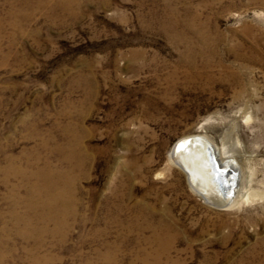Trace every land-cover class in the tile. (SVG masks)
<instances>
[{
  "label": "rangeland",
  "instance_id": "rangeland-1",
  "mask_svg": "<svg viewBox=\"0 0 264 264\" xmlns=\"http://www.w3.org/2000/svg\"><path fill=\"white\" fill-rule=\"evenodd\" d=\"M194 135L238 205L170 161ZM0 264H264V0H0Z\"/></svg>",
  "mask_w": 264,
  "mask_h": 264
},
{
  "label": "bare ground",
  "instance_id": "bare-ground-1",
  "mask_svg": "<svg viewBox=\"0 0 264 264\" xmlns=\"http://www.w3.org/2000/svg\"><path fill=\"white\" fill-rule=\"evenodd\" d=\"M195 138H200L202 140H193ZM179 143L182 144L179 145ZM179 143L176 144L173 148L170 161H172L174 165L179 167L182 172L187 175L188 181L190 182L189 184L192 186L197 195L201 196L205 200V202H207L211 206H217L220 207V209L228 208L232 205H238L239 199L241 197L240 193H238L237 191L240 189L239 182L237 183V186L233 191L234 193L230 197L222 198L221 194H219V192L216 190V184L214 183V169L211 167V164H209L210 162L208 158V147L211 146L212 149L216 151L217 156L220 159V163L225 165V167H227L228 165L229 168L231 167L239 172L240 166L238 167L237 162L234 160V157L231 155L230 151L227 148L224 150L225 147L223 148V155L226 156L225 160H223L220 151L218 150L219 148L215 147L216 145L214 146L212 142L205 138L203 135H194L190 137L188 136L183 138ZM46 177L48 176L46 175ZM50 184L52 187L56 186V183L51 182ZM61 184L62 185L58 193L48 192L44 184L43 186L40 185L34 187L31 199H29V206L32 209L38 210H40L41 208H47L49 209L48 213L50 214H54L55 212H57L58 214L59 211L61 213H65L69 206L64 205L63 203L66 192L64 191L65 184L63 185V182ZM62 186L64 188H62Z\"/></svg>",
  "mask_w": 264,
  "mask_h": 264
},
{
  "label": "water",
  "instance_id": "water-1",
  "mask_svg": "<svg viewBox=\"0 0 264 264\" xmlns=\"http://www.w3.org/2000/svg\"><path fill=\"white\" fill-rule=\"evenodd\" d=\"M193 140L200 141L202 139L195 138ZM180 144L182 143H179V145ZM208 158L210 162L209 164H211V167L214 169L213 170L215 174L214 183L216 184V190L219 192V194H221L222 198L230 197L234 193L233 191L235 187L237 186V183L239 182V172L236 171V169H233L231 167L229 168L228 165L227 167H225V165L220 163L219 162L220 159L217 156L216 151L213 150L211 146L208 147ZM217 208H220V207H217Z\"/></svg>",
  "mask_w": 264,
  "mask_h": 264
}]
</instances>
